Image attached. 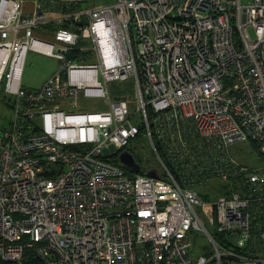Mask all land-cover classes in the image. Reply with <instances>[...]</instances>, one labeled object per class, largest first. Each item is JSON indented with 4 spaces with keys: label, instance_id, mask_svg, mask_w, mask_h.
Instances as JSON below:
<instances>
[{
    "label": "built area",
    "instance_id": "2783aa9c",
    "mask_svg": "<svg viewBox=\"0 0 264 264\" xmlns=\"http://www.w3.org/2000/svg\"><path fill=\"white\" fill-rule=\"evenodd\" d=\"M28 49L60 60L34 88L21 85ZM128 78L132 113L109 93ZM0 92L1 260L22 264L32 247L38 264H264V171L226 149L253 140L264 155V0L37 2L28 13L0 0ZM90 98L107 107L87 109ZM140 134L155 176L118 160ZM212 177L242 180L210 201L189 187ZM195 204H210L215 237ZM191 230L211 243L194 262Z\"/></svg>",
    "mask_w": 264,
    "mask_h": 264
},
{
    "label": "rangeland",
    "instance_id": "374dc122",
    "mask_svg": "<svg viewBox=\"0 0 264 264\" xmlns=\"http://www.w3.org/2000/svg\"><path fill=\"white\" fill-rule=\"evenodd\" d=\"M113 0H99L97 4L110 2ZM245 1V0H243ZM82 7H88L92 4H87L85 1L80 3ZM252 34V30L250 29ZM96 59L95 56L91 55L90 57L80 60L82 62H94ZM60 64V60L54 56L46 55L42 52L28 49L25 55L24 66L21 73V85L23 87H36L43 80H45L49 74L55 70ZM57 69V68H56ZM99 79L102 80L101 75ZM132 81L131 78L120 80L118 82H112L110 85L109 93L110 97H123L127 99L129 111L132 113L135 108L134 102V92L133 85L131 87ZM130 86V88H129ZM0 92V97H1ZM85 106L87 109H105L107 106L102 102L101 98H90L85 101ZM9 115V109L6 108L3 102L0 99V123L3 121V118ZM4 116V117H3ZM132 121H137L136 115L133 113L131 117ZM131 150V153L136 156L138 163L143 169L154 168L157 171H162V166L159 158L154 153L148 137L145 134L137 135L132 138L127 145ZM227 152L235 157L241 163L249 166L252 169L258 171H264V155L260 153L257 147V143L253 140H243L232 145H229ZM241 177H232L229 179H220V178H209L206 181H200L189 185V187L199 194V196L204 200H213L218 196L225 194L224 190H233V185L241 182ZM223 190V191H222ZM229 192V193H230ZM228 193V194H229ZM198 216L207 231L215 237V232H217L216 224H212L208 215H211L210 204L207 205L206 211L200 205H194ZM191 245L189 247V254L194 259L199 255H206L209 249L211 248L210 240L203 231L191 230Z\"/></svg>",
    "mask_w": 264,
    "mask_h": 264
},
{
    "label": "trees",
    "instance_id": "16d2710c",
    "mask_svg": "<svg viewBox=\"0 0 264 264\" xmlns=\"http://www.w3.org/2000/svg\"><path fill=\"white\" fill-rule=\"evenodd\" d=\"M50 26L52 27L51 24H50ZM77 52H78V50L75 49V50L69 52L68 55H73V54H75ZM134 157L136 158L135 155H134ZM109 160L118 163V160H117L116 156H113ZM136 160H137V158H136ZM140 172L144 173L145 169L141 168ZM232 189L237 190L238 189V185L234 184ZM229 192H230L229 190H224L223 191V193H226V194H228ZM257 219H259V217ZM217 238L220 239L221 237L219 235H217ZM38 263H39V257L35 253L34 248H32V247L26 248L25 251H24L23 258H22V264H38ZM0 264H18V263L14 262V261H4V260L0 259Z\"/></svg>",
    "mask_w": 264,
    "mask_h": 264
},
{
    "label": "water",
    "instance_id": "95a60500",
    "mask_svg": "<svg viewBox=\"0 0 264 264\" xmlns=\"http://www.w3.org/2000/svg\"><path fill=\"white\" fill-rule=\"evenodd\" d=\"M113 150H114V146L112 144H109L107 147H103L102 149L103 153L105 154ZM118 160L122 162L124 165H127L128 167L132 168L135 171H138L140 169V164L134 158V155L127 149H124L119 152ZM146 173L148 175L155 176L153 169H149Z\"/></svg>",
    "mask_w": 264,
    "mask_h": 264
},
{
    "label": "crops",
    "instance_id": "0c3cea01",
    "mask_svg": "<svg viewBox=\"0 0 264 264\" xmlns=\"http://www.w3.org/2000/svg\"><path fill=\"white\" fill-rule=\"evenodd\" d=\"M67 1H75V2H77L78 3V6H80L81 7V2L83 1H85L87 4H92V5H94V4H97V1H99V0H21V2H22V7H23V9H24V11L25 12H31L34 8H35V4L37 3V2H39L41 5H44V4H49V3H62V2H67ZM53 26H56L55 24H53L52 23V27ZM52 27L51 26H47V28L48 29H52ZM42 30V29H41ZM46 55H48V54H46ZM57 68V67H56ZM55 68V69H56ZM54 71V70H53ZM52 71V72H53ZM51 72V73H52ZM50 73V74H51ZM49 74V75H50ZM44 81V80H43ZM42 81V82H43ZM41 82V83H42ZM130 83H131V87H132V81H129ZM39 85H41V84H39ZM38 85V86H39ZM38 86H36V87H38ZM25 88H34V87H25ZM129 88H130V86H129Z\"/></svg>",
    "mask_w": 264,
    "mask_h": 264
}]
</instances>
